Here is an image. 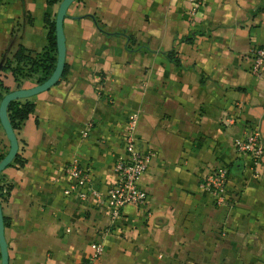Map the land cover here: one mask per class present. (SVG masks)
I'll return each mask as SVG.
<instances>
[{
	"label": "crops",
	"instance_id": "crops-1",
	"mask_svg": "<svg viewBox=\"0 0 264 264\" xmlns=\"http://www.w3.org/2000/svg\"><path fill=\"white\" fill-rule=\"evenodd\" d=\"M58 5L0 0V84L9 92L16 83L3 64L19 46L45 48L44 17L54 20ZM189 9L187 0L68 7L65 75L29 98L34 113L16 132L24 165L1 173L12 185L0 203L8 264H84L94 243L102 246L95 264H264V155L254 169L234 150L253 127L264 143V77L250 73V50L264 48V0H202ZM132 113L136 150L152 154L138 180L146 200L113 219L93 197L64 195L62 169L77 158L105 192ZM8 149L0 124V151ZM219 166L229 170L232 204L216 206L199 189Z\"/></svg>",
	"mask_w": 264,
	"mask_h": 264
},
{
	"label": "built area",
	"instance_id": "built-area-1",
	"mask_svg": "<svg viewBox=\"0 0 264 264\" xmlns=\"http://www.w3.org/2000/svg\"><path fill=\"white\" fill-rule=\"evenodd\" d=\"M187 1L190 4V14H194L202 4V0ZM250 52L252 55L250 73L258 78L264 77V48H252ZM137 118L138 114L132 113L124 124L125 156L116 160L114 164L115 183L105 192L97 191L93 187L90 168L82 166L77 158H72L62 169L68 181V186L63 191L64 195L75 194L80 200L93 197L109 210L113 219H116L126 206L141 208L145 205L146 193L139 187L138 180L146 171L152 154L136 150L134 127ZM90 130L91 124H85L81 132L82 137L86 138ZM234 150L238 158H249L253 168H258L264 155V143L260 130L257 127L249 128L241 139L235 141ZM228 175V168L219 166L199 182V189L210 195L216 206L232 204L236 199L228 194ZM91 247L94 253L84 264H95L102 253L101 244L94 243Z\"/></svg>",
	"mask_w": 264,
	"mask_h": 264
},
{
	"label": "trees",
	"instance_id": "trees-1",
	"mask_svg": "<svg viewBox=\"0 0 264 264\" xmlns=\"http://www.w3.org/2000/svg\"><path fill=\"white\" fill-rule=\"evenodd\" d=\"M48 6H53L61 2V0H45ZM44 24L47 28V45L39 52H32L19 46L12 56L5 61L2 66V71L9 72L17 90L22 89L25 81H30L34 85H40L46 81L52 74L57 58L56 39H55V23L49 16L44 17ZM102 29V28H100ZM129 39V38H127ZM131 40V39H130ZM130 42V41H129ZM168 58H172V54H167ZM66 66L64 65L62 77L65 75ZM9 93L8 88L0 84V102L3 97ZM35 105L27 99L11 101L7 106V117L11 128L16 135L24 121H26L34 113ZM6 152L0 151V161L4 158ZM24 160L16 153L10 166L17 165L22 167ZM12 185L4 181L2 174L0 175V203L5 201ZM4 226H7L8 220L3 218Z\"/></svg>",
	"mask_w": 264,
	"mask_h": 264
},
{
	"label": "water",
	"instance_id": "water-1",
	"mask_svg": "<svg viewBox=\"0 0 264 264\" xmlns=\"http://www.w3.org/2000/svg\"><path fill=\"white\" fill-rule=\"evenodd\" d=\"M76 0H61L55 15V39L57 58L55 68L49 78L40 85H35L32 88L20 89L9 92L0 102V124L5 132L6 138L9 143V149L4 158L0 161V175L9 167L13 158L18 151V141L15 133L13 132L10 122L7 117V106L11 101L32 98L40 93L49 90L54 86L62 77L65 65V42L63 33V20L66 16L68 7ZM8 251L7 244L4 238V223L2 210L0 205V264H8Z\"/></svg>",
	"mask_w": 264,
	"mask_h": 264
}]
</instances>
